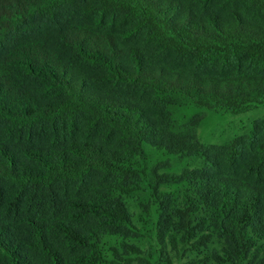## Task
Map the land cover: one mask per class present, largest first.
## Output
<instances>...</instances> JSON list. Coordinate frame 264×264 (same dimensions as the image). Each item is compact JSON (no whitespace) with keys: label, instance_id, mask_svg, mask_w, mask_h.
Listing matches in <instances>:
<instances>
[{"label":"trees","instance_id":"16d2710c","mask_svg":"<svg viewBox=\"0 0 264 264\" xmlns=\"http://www.w3.org/2000/svg\"><path fill=\"white\" fill-rule=\"evenodd\" d=\"M264 0H0V264H264Z\"/></svg>","mask_w":264,"mask_h":264},{"label":"rangeland","instance_id":"374dc122","mask_svg":"<svg viewBox=\"0 0 264 264\" xmlns=\"http://www.w3.org/2000/svg\"><path fill=\"white\" fill-rule=\"evenodd\" d=\"M261 115H264V103L247 111L211 110L199 128L200 138L206 142H219L244 130Z\"/></svg>","mask_w":264,"mask_h":264}]
</instances>
